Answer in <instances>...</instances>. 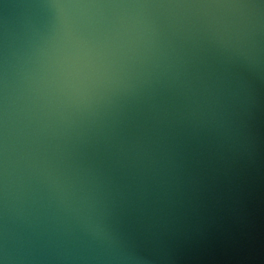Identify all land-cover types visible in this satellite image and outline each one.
Masks as SVG:
<instances>
[{
    "label": "water",
    "instance_id": "95a60500",
    "mask_svg": "<svg viewBox=\"0 0 264 264\" xmlns=\"http://www.w3.org/2000/svg\"><path fill=\"white\" fill-rule=\"evenodd\" d=\"M0 264H264V0H0Z\"/></svg>",
    "mask_w": 264,
    "mask_h": 264
}]
</instances>
